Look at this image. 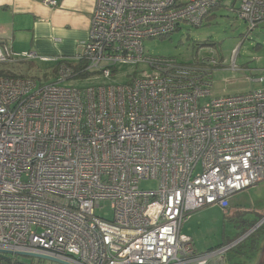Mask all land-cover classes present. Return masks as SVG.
<instances>
[{
  "label": "built area",
  "instance_id": "1",
  "mask_svg": "<svg viewBox=\"0 0 264 264\" xmlns=\"http://www.w3.org/2000/svg\"><path fill=\"white\" fill-rule=\"evenodd\" d=\"M238 1L252 31L264 0ZM218 2L94 0L75 66L0 46V63H59L52 83L0 75V249L69 264H206L232 247L198 253L182 225L264 180V74L247 77L257 88L211 97L213 55L183 62L143 45L182 22L201 25ZM137 64L136 75L119 68ZM85 73L126 80L59 84ZM104 201L110 220L95 213Z\"/></svg>",
  "mask_w": 264,
  "mask_h": 264
},
{
  "label": "rangeland",
  "instance_id": "2",
  "mask_svg": "<svg viewBox=\"0 0 264 264\" xmlns=\"http://www.w3.org/2000/svg\"><path fill=\"white\" fill-rule=\"evenodd\" d=\"M238 0H219L204 17L201 25L182 22L176 31L167 37L149 38L143 42L144 53L149 56L175 57L180 61L192 60L193 56H210L216 58L211 82V97L246 92L259 87V83L249 82L247 77L258 78L264 74V21L252 31L239 18L235 9ZM9 64L0 63V73H13L19 77H31L38 84L56 81V69L53 63H44L38 59L15 60ZM75 66V65H72ZM124 75H136L142 64L119 66ZM125 76L110 79L103 76L94 77L85 73L66 79L59 84L84 88L101 83H122ZM204 99L200 100L203 103ZM154 180H143L141 188L155 186ZM238 193L239 199L230 202L227 212L220 207L211 208L205 213V224L200 231L199 243L194 242L195 250L200 253L208 248L232 245L223 258L226 264H244L250 246L255 250L246 264H254L264 247V180ZM96 208L97 216L111 219L112 210L109 201L102 202ZM236 209L235 212L232 211ZM202 237L204 243H202ZM260 251L258 252L257 250ZM257 256L254 255V252ZM242 255V256H239ZM22 264H56L48 260L22 255H9ZM264 264V255L262 262Z\"/></svg>",
  "mask_w": 264,
  "mask_h": 264
},
{
  "label": "crops",
  "instance_id": "3",
  "mask_svg": "<svg viewBox=\"0 0 264 264\" xmlns=\"http://www.w3.org/2000/svg\"><path fill=\"white\" fill-rule=\"evenodd\" d=\"M56 1V6L50 7L42 0H0V46L6 45L16 53L33 51L39 56H58L59 63L76 65V55L88 38L94 0ZM41 62L53 63L54 67L59 64L51 61ZM239 194L241 193L236 192L229 198L228 207L223 212L228 214L230 202L239 199ZM215 207L219 206L198 209L183 223L182 232L189 235L193 243H199L206 211ZM235 210L234 208L232 211ZM203 238L207 237H202V243ZM203 245L206 246L204 251L211 249L207 244ZM252 254L249 253L250 256ZM254 255L257 256L256 252Z\"/></svg>",
  "mask_w": 264,
  "mask_h": 264
},
{
  "label": "water",
  "instance_id": "4",
  "mask_svg": "<svg viewBox=\"0 0 264 264\" xmlns=\"http://www.w3.org/2000/svg\"><path fill=\"white\" fill-rule=\"evenodd\" d=\"M254 246V245H253ZM250 250L248 251V256L245 258V261H243L244 264L247 263V259L249 258L250 259V255L249 253L253 252L255 250L254 247H250L249 248ZM11 252H15V255H22V256H29V257H35L37 259H40V260H48V261H51V262H54L56 264H69L65 261H62V260H59L57 258H54V257H50V256H47V255H43V254H38V253H31V252H23V251H11V250H5V249H0V258L1 259H6L8 258L4 253L6 254H11ZM239 256H242V255H239ZM260 255L259 257L257 258V260L255 261L254 264H259V261H260ZM206 264H226L225 263V260L223 258V256L219 255L217 257H214L213 259H211L208 263ZM252 264V263H251Z\"/></svg>",
  "mask_w": 264,
  "mask_h": 264
},
{
  "label": "trees",
  "instance_id": "5",
  "mask_svg": "<svg viewBox=\"0 0 264 264\" xmlns=\"http://www.w3.org/2000/svg\"><path fill=\"white\" fill-rule=\"evenodd\" d=\"M1 72V71H0ZM0 75H15V74H13V73H7V74H5V73H0ZM10 258V257H9ZM8 258V259H9ZM8 259H6V260H8ZM41 261V260H40ZM16 264H22V263H19V262H16ZM38 264H42V263H38Z\"/></svg>",
  "mask_w": 264,
  "mask_h": 264
},
{
  "label": "flooded vegetation",
  "instance_id": "6",
  "mask_svg": "<svg viewBox=\"0 0 264 264\" xmlns=\"http://www.w3.org/2000/svg\"><path fill=\"white\" fill-rule=\"evenodd\" d=\"M257 251L259 252V251H260V248H259V250H257ZM257 251H256V253H258ZM263 253H264V247H263V249H261V252H260V256H261V257H262V255H263ZM257 255H258V254H257Z\"/></svg>",
  "mask_w": 264,
  "mask_h": 264
}]
</instances>
